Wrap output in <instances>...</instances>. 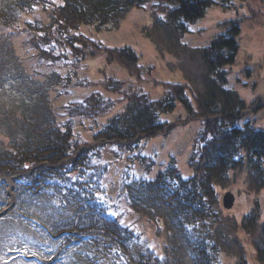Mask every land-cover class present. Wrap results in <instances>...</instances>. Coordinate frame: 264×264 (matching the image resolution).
I'll return each mask as SVG.
<instances>
[{"label":"trees","instance_id":"obj_1","mask_svg":"<svg viewBox=\"0 0 264 264\" xmlns=\"http://www.w3.org/2000/svg\"><path fill=\"white\" fill-rule=\"evenodd\" d=\"M148 3L164 14L165 20L160 19L162 26L172 31L170 38L175 39L184 54V51L200 53L207 69L204 92H199L189 79L184 83L165 84L158 99L125 88V83L115 77H109L100 89L92 87L101 81L84 78L72 82L69 74L77 73L78 65L66 71L67 68L57 63L64 60L67 65L71 59L65 45L71 48L74 61H81V65L84 58L87 61L99 56L123 67L131 76L142 77L143 68L135 49L104 47L82 34L81 29L85 26L98 30L117 27L129 11L142 9ZM225 4L223 10L229 14L234 6L229 1ZM216 5L219 0H8L0 7V29L28 32L27 50L37 51L41 56L38 67L50 57L56 59L52 61L54 75L46 73L45 89L36 92L38 99L29 110L36 117L26 116L23 107L4 121L8 128L12 127L14 135L0 133V183L4 173H24L32 169L30 175L17 180L19 211L38 214L32 230L45 232L47 228L45 243L48 247L56 246L54 253L62 260L61 264H216L226 253V245L231 247L230 237L243 250L239 239L225 237L223 229H218L223 216L214 214L211 218L213 206L207 202L215 200V183L225 180L244 162L248 164L251 177L260 185L264 183V129L254 127L252 121L243 127L237 124L248 108L264 109V101L248 106L227 86L226 74L236 64L241 51L238 42L241 27L237 26L239 21H230L232 15L223 22L221 31L208 46L197 47L196 51L188 48L185 38L195 34L190 28L203 20L211 9H220ZM53 38H56L55 43ZM58 48L63 50L59 52ZM55 66L59 69L54 70ZM10 67L0 53L1 77L14 79L16 69ZM43 68L45 66L39 71ZM62 69L67 72L65 78ZM36 76L38 73L30 79ZM73 83L91 87L92 91L87 92L82 101H62L68 98ZM108 92L124 96L123 109L112 117L106 116L118 103L107 97ZM180 107L183 110L177 120L186 113L184 122L202 121L204 124L192 140L191 175L184 177L174 162L160 168L148 180L135 178L138 180L132 182L144 183H140L141 187L134 186L131 197V186L127 182L130 174L127 173L121 184L116 179L119 191L113 199L105 181L110 169L121 164L118 158H124L122 163L131 172L132 159L127 155V148L135 140L155 136L167 138L173 124L163 116L175 113ZM0 117L7 115L2 113ZM26 123L29 127L22 131ZM113 145L122 151L115 150L111 159L117 158V161H105V154L113 152L108 147ZM158 156L159 152L151 155ZM254 190H258L257 186ZM123 196L122 203L132 207L139 215L138 220L142 216L152 218L150 223L156 225L158 236H164L165 230L168 243L153 247L140 244L143 232L128 227L121 217L115 216L120 214ZM143 196L150 198L146 205L141 204ZM1 202L5 206V196ZM208 205L212 215L208 214ZM157 211L160 214H155ZM19 215L16 214V218L21 223L23 218ZM241 226L244 231L255 230V214L250 220L242 221ZM36 241L41 243L42 240ZM254 246L258 261L264 264V224ZM235 258L241 260L238 264H246L240 257ZM220 264H223V257Z\"/></svg>","mask_w":264,"mask_h":264},{"label":"rangeland","instance_id":"obj_2","mask_svg":"<svg viewBox=\"0 0 264 264\" xmlns=\"http://www.w3.org/2000/svg\"><path fill=\"white\" fill-rule=\"evenodd\" d=\"M7 1L0 0V7L4 6ZM228 1L234 6V9L229 14L223 10L224 4ZM228 1L219 0V5L216 6L220 9L213 8L210 11L208 9L209 12L205 18L195 24L196 26L190 28L195 34L193 36L187 35L185 41L188 43L189 49L196 51L197 47H206L210 44L215 34L221 31L223 22L227 21L230 15L233 16L230 21H239L237 26L241 27L240 31L242 33L238 42H240L241 51L238 53L236 64L233 68L228 69L229 72L226 74L228 79L227 86L230 89H234L246 101L248 106H253L257 102L264 101V0ZM241 1L242 5L239 6ZM160 19L165 20L164 14L156 10L151 3H148V6L142 9L134 8L129 11L117 27L98 30L94 26H85L81 29L82 34L90 39H95L104 47L121 48L129 46L135 49L139 53V63L143 68L140 79L131 76L123 67L109 63L104 57L96 56L93 59H86L87 61L84 58L81 65V61H74L71 48L66 45L65 47L68 48L67 52L72 55L71 59L68 60L67 65H65L64 60L57 61V63L64 69L67 68L66 71L68 68L75 67L73 65H78V72L69 74L74 83L80 82L84 78H89L92 81H101L99 85L94 86L95 88L92 87L93 89H100V85L107 81L109 77H115L125 83V88H132V91L147 93L153 99H158L164 92L165 84L184 83L186 79H189L191 83H194V87L203 93L207 69L200 53L195 55L184 51V54L182 48L176 44L175 39L170 38L169 34H172V31L163 27ZM11 29H0V53L4 63L8 67L11 66V69H16V74L13 75L14 79L12 80L1 77L0 72V112L7 115L5 118L0 117V133L4 136L13 137L12 127L8 128V124L4 121L11 113L23 107H25L24 111L26 112L24 114L26 116L30 118L36 117V114L29 110L32 109L35 100L38 99L36 92L38 93L40 90L45 89L46 73L53 74L52 61L56 59L54 57L44 58L46 61L44 60V64L41 66L39 63L38 67V61L41 58L40 53L27 50L26 36L29 33L18 30H15L17 31L16 33H12L10 32ZM197 29L199 30L198 32ZM53 42H56V38H53ZM57 50L60 52L63 49L58 48ZM44 66L45 68L39 71ZM58 69V66L57 68L55 66L54 70ZM36 73H38V76L36 78L32 77L34 80L30 79V76ZM63 73L65 78L67 72L64 71ZM44 78L45 81H43ZM69 81L71 82V78ZM74 83L73 88L69 90L68 98L66 100L62 98V101H82L86 93L92 91L91 87H80ZM107 97H111L113 100L116 99L118 103L116 108L106 116L112 117L123 109L124 104L121 100H123L124 96L120 93L108 92ZM182 110L180 107L175 113L163 116V119L173 124L168 137L166 136L167 138L155 136L140 141L135 140L127 148V155H129V159H132L130 162L131 172L122 163L124 158L122 160L118 158L121 164L110 169V175L105 181V184L111 189L110 195L113 199H115V194L119 191V183L116 179L118 178L121 184L122 178L127 173L130 174L127 182L131 186V197L134 186L141 187L140 183H144L132 181L138 179L148 180L150 177L155 176L160 168H166L174 162L184 177L191 175L193 170L189 167V155L193 151L192 140L197 136L198 130L204 127V124L202 121V123L198 121L184 122L183 120L187 117L186 113L182 119L177 120L180 115L179 112ZM249 121H252L254 127L264 129V109L248 108L244 111L242 119L237 124L243 127ZM27 126L29 127V123H26L24 130H21L26 131L25 128ZM6 143L8 142L6 141ZM108 148H111L113 152L105 154V161L110 160L115 155V150H118L117 153L122 151L117 145ZM156 152H159V156L157 158L151 157ZM127 155H125V161L127 160ZM244 155L247 157L245 151ZM115 159L117 161V158ZM115 159H111V161L115 162ZM247 165V162L242 163L225 180L216 182L217 195L215 200L213 202L208 200L207 202L213 206V215L210 213L211 206L208 205L209 208L207 207L209 210L208 214L212 215L211 218H214V214L223 216L218 229H223L225 237L232 236L236 240L239 239L244 245L243 250L239 249L230 237L231 247H227L228 244L225 243V245L227 244L224 251L226 253L222 254L219 263L217 262L216 264H220L222 257L223 264H238L241 260L235 258L237 256L246 264H262L258 261L254 242L260 237L261 227L264 224V183L260 185L251 177L247 171ZM30 174L31 171L24 173L13 171L7 174L4 173L1 177L0 264H61L62 260L57 258L54 253L56 246H46L47 233L32 230V228L34 229L32 223L38 214H33L30 211H19L21 207H19L16 197L17 180ZM114 181L116 183L112 184ZM256 186L258 190L255 191L254 187ZM228 192H231L235 197L233 206L230 209H227L223 202V197ZM3 196L6 197L5 206L1 202ZM143 197L144 202L141 204H145L150 200L147 196ZM124 199L123 196L120 200V205ZM158 213L160 214L159 211L155 214ZM16 214H20L19 218H23L21 223L20 220L17 221ZM251 214L253 216L255 214V230L244 231L241 229L242 221L253 218V216H250ZM115 216L121 217L123 223L128 227L143 232L140 241L141 245L153 247L154 245L168 243L165 237V230L163 229L164 236H158L156 234V225L150 223L152 218L142 216L138 220L139 215L135 214L130 205L127 206L122 203L120 214ZM212 222L214 223V219H212ZM211 227H214V225L211 224ZM28 236L30 237L27 241ZM38 238H41V243L36 241Z\"/></svg>","mask_w":264,"mask_h":264},{"label":"water","instance_id":"obj_3","mask_svg":"<svg viewBox=\"0 0 264 264\" xmlns=\"http://www.w3.org/2000/svg\"><path fill=\"white\" fill-rule=\"evenodd\" d=\"M234 201H235V197L231 192L226 193L225 196L223 197L224 206L227 209L232 208Z\"/></svg>","mask_w":264,"mask_h":264},{"label":"snow or ice","instance_id":"obj_4","mask_svg":"<svg viewBox=\"0 0 264 264\" xmlns=\"http://www.w3.org/2000/svg\"><path fill=\"white\" fill-rule=\"evenodd\" d=\"M24 167H25V168H27V167H28V165H24Z\"/></svg>","mask_w":264,"mask_h":264}]
</instances>
